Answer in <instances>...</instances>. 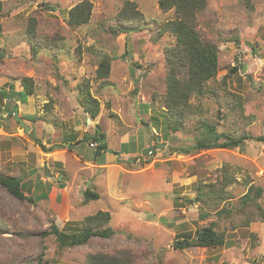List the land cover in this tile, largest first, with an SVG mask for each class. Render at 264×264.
Instances as JSON below:
<instances>
[{"label":"rangeland","instance_id":"rangeland-1","mask_svg":"<svg viewBox=\"0 0 264 264\" xmlns=\"http://www.w3.org/2000/svg\"><path fill=\"white\" fill-rule=\"evenodd\" d=\"M127 1L137 4L145 22L116 35L112 29ZM159 1L0 0V95L8 96L0 97V171L21 178L26 196L47 195L31 204L0 187V220L6 223L0 222V264H34L41 255L50 264H86L96 253H127L134 264H264V222L257 215L247 226L240 203L252 186L260 187L264 209V142L258 140L264 136V0H254L253 11L239 0H205L197 21L219 50L218 73L208 83L215 94L191 100L199 111L179 131L162 102L166 49L176 39L165 34L152 40L175 17ZM83 2L92 4L90 21L73 27L68 12ZM232 36L239 40H225ZM104 56L111 68L99 79ZM24 78L34 90L25 103L12 94L24 89ZM83 83L99 102L96 119L84 112ZM204 123L219 134L257 141L184 154L208 138ZM96 133L104 140L96 141ZM100 144L116 158L103 168L93 161ZM203 185L226 198L205 208L197 201ZM87 189L99 200L86 203ZM225 207L234 210L222 220L217 213ZM97 212L111 215V237L60 249L47 235L52 224L82 229ZM210 223L224 234L223 246L173 249L175 240H196Z\"/></svg>","mask_w":264,"mask_h":264},{"label":"trees","instance_id":"trees-1","mask_svg":"<svg viewBox=\"0 0 264 264\" xmlns=\"http://www.w3.org/2000/svg\"><path fill=\"white\" fill-rule=\"evenodd\" d=\"M239 4L248 11L254 10V0H239ZM160 9L163 12L173 11L174 19L167 21L160 25L152 37L154 42H158L165 34H171L176 39V44L166 49V95L163 97V105L167 108L169 123L174 131H179L185 120L190 116L195 115L199 111V107H194L191 100L197 97H204L206 95H214V90L208 87L209 81L216 77L218 73V46L214 41L204 38L198 29V16L206 10L205 0H160ZM49 10L54 11V7ZM92 4L83 2L68 12V23L73 27L86 25L92 15ZM2 11V3L0 2V12ZM145 22L143 14L138 10L137 4L132 1L124 3L123 7L117 15V25L113 27L112 31L118 35L126 33L125 27L142 24ZM2 26L0 25V32ZM141 28V25H140ZM29 35L33 37L35 34L31 30ZM226 41H238L237 36H232ZM36 45L32 43V49L36 51ZM111 68V59L109 57H102L100 66L97 71L99 79L108 78ZM238 71V67H234L231 73L234 74ZM24 89L18 93H12L21 100L23 103L27 98L34 93L32 81L28 78L22 80ZM10 89L13 87L10 86ZM80 91L84 96V112L90 116L91 119H96L100 112V105L96 98L90 92L88 83H83L80 86ZM8 95H11L10 93ZM6 96V94L0 95ZM16 112L17 107L14 109ZM205 128V134L208 136L198 143L196 147L183 149L184 154H192L197 148L203 150L210 149H233L240 147L245 140H256L248 135H242L238 138L231 137L225 134H219L217 128L208 123L202 124ZM99 136V137H98ZM94 137L96 141L104 140L103 135ZM223 140V141H221ZM264 142V136L259 138ZM100 149L97 155L107 152L106 144H100ZM59 147V146H58ZM56 147H53L47 152H50ZM60 148V147H59ZM62 148V147H61ZM41 183V182H40ZM39 183V184H40ZM43 184V183H42ZM0 187L8 191L12 196L20 201H27L31 204L37 203V198L33 195L26 196L23 191V180L19 177H11L0 171ZM60 187V186H59ZM65 188V186H63ZM39 190V188H37ZM222 190L212 187L211 185H203L199 189L197 201L201 202L204 207L212 206L218 199L224 200L226 197L222 195ZM37 192V190L35 191ZM263 195V189L260 187L252 186L249 192L242 197L240 203L242 206L241 213L245 214V224L251 223L253 217L259 215V218L264 222V209L259 203ZM47 197V195H45ZM40 198V200L44 199ZM99 195L87 189L84 192V201H97ZM251 207L255 213L248 211ZM205 207V208H206ZM250 208V209H251ZM234 208L230 209L225 207L220 214L222 220L229 219L233 213ZM258 213V214H257ZM208 213H204L203 216ZM2 219V218H1ZM2 225H6L1 221ZM111 215L106 212H97L92 216H88L84 220V227L69 232L62 230L56 224H52L48 236H54L55 241L58 243L60 249H70L74 246H83L89 243L93 237H111L114 234L113 229L110 227ZM109 225V226H108ZM218 225L210 223L208 226L203 227L197 232L196 240L188 238L177 239L173 242V249L183 251L186 249L198 248H217L225 243L224 234L217 229ZM31 264V263H26ZM34 264H50V261L45 260L41 255ZM86 264H134L128 254L109 255L104 253L90 254L86 258Z\"/></svg>","mask_w":264,"mask_h":264},{"label":"crops","instance_id":"crops-1","mask_svg":"<svg viewBox=\"0 0 264 264\" xmlns=\"http://www.w3.org/2000/svg\"><path fill=\"white\" fill-rule=\"evenodd\" d=\"M91 121V120H90ZM90 131H87V130H85V132L84 133H89ZM91 145L92 144H90V147H91ZM59 147H61V146H59ZM92 148H94V147H92ZM61 149H63V148H61ZM72 151H74V150H72ZM71 151V152H72ZM114 152V151H113ZM112 159H115L116 160V158L115 157H113V156H109L108 155V153H104V154H101V155H97L96 157H95V159L93 160L94 161V164L96 165V166H99V167H107L110 163V161L112 160Z\"/></svg>","mask_w":264,"mask_h":264},{"label":"water","instance_id":"water-1","mask_svg":"<svg viewBox=\"0 0 264 264\" xmlns=\"http://www.w3.org/2000/svg\"><path fill=\"white\" fill-rule=\"evenodd\" d=\"M240 70H241L242 74H245L246 73V66H241Z\"/></svg>","mask_w":264,"mask_h":264},{"label":"built area","instance_id":"built-area-1","mask_svg":"<svg viewBox=\"0 0 264 264\" xmlns=\"http://www.w3.org/2000/svg\"><path fill=\"white\" fill-rule=\"evenodd\" d=\"M91 147H95V145H94V144H92V145H91ZM150 153H151V152H149V154H150Z\"/></svg>","mask_w":264,"mask_h":264}]
</instances>
